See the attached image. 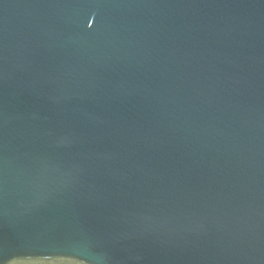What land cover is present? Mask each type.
I'll return each mask as SVG.
<instances>
[{
    "label": "water",
    "instance_id": "water-1",
    "mask_svg": "<svg viewBox=\"0 0 264 264\" xmlns=\"http://www.w3.org/2000/svg\"><path fill=\"white\" fill-rule=\"evenodd\" d=\"M0 264H264V0H0Z\"/></svg>",
    "mask_w": 264,
    "mask_h": 264
}]
</instances>
